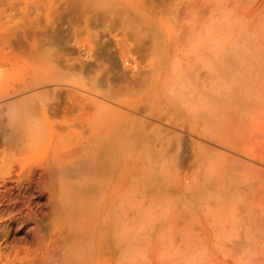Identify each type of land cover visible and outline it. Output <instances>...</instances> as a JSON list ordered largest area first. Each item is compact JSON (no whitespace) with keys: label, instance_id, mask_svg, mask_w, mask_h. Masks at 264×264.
I'll list each match as a JSON object with an SVG mask.
<instances>
[{"label":"rangeland","instance_id":"obj_1","mask_svg":"<svg viewBox=\"0 0 264 264\" xmlns=\"http://www.w3.org/2000/svg\"><path fill=\"white\" fill-rule=\"evenodd\" d=\"M33 44L72 133L8 108ZM0 264H264V0H0Z\"/></svg>","mask_w":264,"mask_h":264},{"label":"bare ground","instance_id":"obj_2","mask_svg":"<svg viewBox=\"0 0 264 264\" xmlns=\"http://www.w3.org/2000/svg\"><path fill=\"white\" fill-rule=\"evenodd\" d=\"M31 59L27 63L17 61L9 55L10 85L9 91L11 102L8 108L15 114L29 112L39 119V129L49 135H57L60 130L73 132L72 125L66 116L67 109L63 111L64 120L56 124L59 116L57 105L58 94L67 85L75 69L71 62L63 60L53 46H31ZM101 72H96L93 86L86 90L98 94L107 101L114 100L110 93H102L97 86L102 82ZM92 100L93 107H106L103 102H95L92 96H85ZM117 103V102H116ZM110 110L115 109L109 107Z\"/></svg>","mask_w":264,"mask_h":264}]
</instances>
